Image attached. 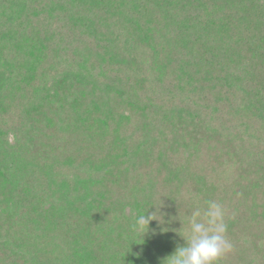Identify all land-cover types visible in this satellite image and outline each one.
<instances>
[{
  "label": "trees",
  "instance_id": "1",
  "mask_svg": "<svg viewBox=\"0 0 264 264\" xmlns=\"http://www.w3.org/2000/svg\"><path fill=\"white\" fill-rule=\"evenodd\" d=\"M206 201L264 264V0H0V264H164Z\"/></svg>",
  "mask_w": 264,
  "mask_h": 264
},
{
  "label": "clouds",
  "instance_id": "2",
  "mask_svg": "<svg viewBox=\"0 0 264 264\" xmlns=\"http://www.w3.org/2000/svg\"><path fill=\"white\" fill-rule=\"evenodd\" d=\"M205 203L206 207L193 209L188 217V228L179 233L184 243L176 246L164 264H218L222 256L233 251V244L226 238L225 209L215 201ZM148 210L132 222L130 231L134 238L142 239L149 231L150 221L157 220L156 213L148 215Z\"/></svg>",
  "mask_w": 264,
  "mask_h": 264
}]
</instances>
